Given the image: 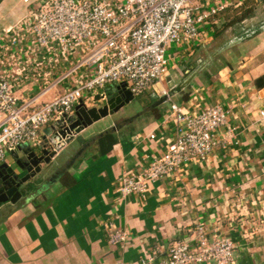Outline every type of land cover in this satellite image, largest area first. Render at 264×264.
<instances>
[{"label": "crops", "instance_id": "obj_1", "mask_svg": "<svg viewBox=\"0 0 264 264\" xmlns=\"http://www.w3.org/2000/svg\"><path fill=\"white\" fill-rule=\"evenodd\" d=\"M219 1H226L228 8L246 0ZM33 7L34 3L24 0H0V36L5 28L26 19ZM218 13L208 19L207 42L193 51L174 43L166 53L168 66L177 65L182 79L174 82L168 75L164 87L181 82L183 65L198 47L212 42ZM230 47L225 44L219 52L227 54ZM250 50L233 54L237 61L222 57L221 65L196 71L179 92L169 93L167 106L154 104L159 96L152 90L155 100L151 106L118 127L110 124L106 135L103 129L86 138L87 147L73 163L77 148L59 164L62 170L53 180L46 184L40 180L30 198L4 204L0 209V264H140L147 252L158 251L162 257L173 241L193 238L197 223H205L209 236L233 239L234 264H264V116L260 115L264 80L255 81L264 75V39ZM256 58L260 59L253 61ZM47 70L48 76L41 75L38 82L14 74L20 83H15L16 95L47 100L59 93L66 81L44 86L43 77L51 82L59 75L52 67ZM205 100L219 102L228 110L233 132L227 142L217 146L207 162H188L178 172L150 182L144 197L121 195L122 172L144 167L159 146L174 137L171 104L188 111ZM143 112L144 123L137 128L134 121ZM151 132L156 134L154 139L148 137ZM114 227L128 232L122 246L108 242L107 234Z\"/></svg>", "mask_w": 264, "mask_h": 264}, {"label": "built area", "instance_id": "obj_2", "mask_svg": "<svg viewBox=\"0 0 264 264\" xmlns=\"http://www.w3.org/2000/svg\"><path fill=\"white\" fill-rule=\"evenodd\" d=\"M24 1L34 3L28 17L0 36V164H9V157L24 145L44 146L58 154V145L72 133L57 134L54 141L53 133L78 103L89 105L110 85L125 82L133 96L149 87L158 96H168L169 87L162 85L170 70L167 49L175 43L193 51L207 42L208 19L228 6L216 0L209 8L212 0ZM47 67L59 75L51 82L43 77L44 86L66 81L59 93L47 100L16 95L15 75L38 82L41 75L48 76ZM81 69L84 72L74 74ZM171 110L174 137L161 144L144 167L122 172L121 195L144 197L150 182L178 172L188 162H207L232 136L228 110L219 102H197L188 111L174 103ZM193 234L189 240L173 241L162 257L158 251L147 252L140 264H234L231 237L209 236L205 223H197ZM107 239L122 246L128 232L114 227Z\"/></svg>", "mask_w": 264, "mask_h": 264}, {"label": "water", "instance_id": "obj_3", "mask_svg": "<svg viewBox=\"0 0 264 264\" xmlns=\"http://www.w3.org/2000/svg\"><path fill=\"white\" fill-rule=\"evenodd\" d=\"M196 71H193L189 77L183 79L181 82L170 85L169 93L173 94L179 92L181 88L190 81L192 76L195 75ZM260 94L264 96V88L261 90ZM133 97L130 90L126 88L125 82L106 87L104 93L96 94L93 98L95 104L88 106L82 101L78 103L74 107V113L69 114L66 117V122H62L59 126V130L53 133L51 137L52 140H55L53 136H57V134L63 136L66 133H72L66 137L65 143H60L58 145V147L63 149L72 139L76 138L80 132L92 123L106 116L113 115L125 104L129 103ZM167 97V95L159 97L154 104L156 105L164 102ZM114 126L113 123L111 128ZM107 131L109 130L106 129L104 132ZM45 132L50 134V128L46 127ZM85 140V138L80 140L70 161L71 163H73L87 147L89 140ZM56 155L54 151L50 152L44 146L30 147L24 145V147H21V149L14 154L12 164H0V209L6 203L14 204L20 199L30 198L31 194L35 193L39 188L40 180H44L43 184L53 180L55 175L62 170L58 169L59 164L54 165L53 163ZM13 164H15V166H12ZM68 166L69 165H67V167ZM21 172L25 173L21 175ZM47 176H50L48 180H46ZM32 186H34L33 189H31Z\"/></svg>", "mask_w": 264, "mask_h": 264}, {"label": "rangeland", "instance_id": "obj_4", "mask_svg": "<svg viewBox=\"0 0 264 264\" xmlns=\"http://www.w3.org/2000/svg\"><path fill=\"white\" fill-rule=\"evenodd\" d=\"M213 29L214 32H217V36H214L211 43L198 47L194 56L190 58L189 62L194 61L197 63L196 70L198 71L204 66L213 69L216 66L221 65L223 63L222 57L227 61H237V59L232 58L233 54L250 52V49L256 42L264 39V1L246 0L243 4L231 5L225 12L219 13L216 16V22L213 24ZM257 32H261L262 34H257V36ZM255 36H257L256 39L254 38ZM228 43H230V48H232V50L229 53L227 52V54L225 52L221 54L219 52L220 48ZM171 46V49L169 50L168 48L166 53L173 50L174 43L171 44ZM262 52H260V54ZM215 57H218L217 62L212 65L209 61L212 58L215 59ZM258 59L256 58L253 61H258ZM187 63L184 65H187ZM238 64H240V62L236 63V65ZM169 68L170 71L168 75L171 79L174 82L180 81L182 79V77L179 76L180 68L174 64L170 65ZM167 85L168 84L166 83V87H168ZM154 100L152 89L149 87L142 94L134 96L129 103L125 104L113 115L95 121L66 145L62 152L57 155L56 159L53 160L54 165L61 164L64 161V158L77 148L82 138L86 139L91 135L96 134V132L109 128L110 124L117 120L126 119L135 113L140 114L144 108L151 106L153 102L150 103V101ZM162 104L163 106L169 105V100H165ZM145 115L146 113L143 112L141 115H138L139 117L137 116V119H135L136 121H134V124L137 128L139 126L141 127V124L144 123ZM9 159L13 160V157L10 156ZM12 166H15V164Z\"/></svg>", "mask_w": 264, "mask_h": 264}, {"label": "trees", "instance_id": "obj_5", "mask_svg": "<svg viewBox=\"0 0 264 264\" xmlns=\"http://www.w3.org/2000/svg\"><path fill=\"white\" fill-rule=\"evenodd\" d=\"M226 8V9H225ZM225 8H223V9H221L220 11H219V13H222V12H225L228 8L227 7H225ZM218 13V14H219ZM217 14V15H218ZM216 15V16H217ZM249 15V14H248ZM214 36L216 37L217 36V32H214L213 33V38H214ZM224 46H222L221 48H220V52H221V50H223L222 48H223ZM218 59V58H217ZM217 59H213L211 62H212V65L213 64H216V62H217ZM210 62V63H211ZM202 63V62H201ZM196 65H197V63L196 62H194V61H192V62H190V63H188L187 65H184L183 66V70H184V72H185V76H184V78L183 79H186L187 77H189L190 76V74L193 72V71H196ZM261 80H264V75H262L261 77H259V78H257L255 81H256V83H259V81H261ZM107 134V132H105V135ZM34 188V186H32L31 187V189H33Z\"/></svg>", "mask_w": 264, "mask_h": 264}, {"label": "flooded vegetation", "instance_id": "obj_6", "mask_svg": "<svg viewBox=\"0 0 264 264\" xmlns=\"http://www.w3.org/2000/svg\"><path fill=\"white\" fill-rule=\"evenodd\" d=\"M126 121V119H120V120H117L115 123H114V125L116 126V127H118V125L121 123V122H125Z\"/></svg>", "mask_w": 264, "mask_h": 264}]
</instances>
